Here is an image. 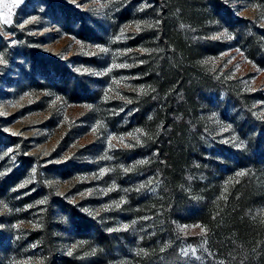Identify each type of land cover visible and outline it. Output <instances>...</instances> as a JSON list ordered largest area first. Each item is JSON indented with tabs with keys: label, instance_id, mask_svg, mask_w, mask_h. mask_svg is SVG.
<instances>
[{
	"label": "rangeland",
	"instance_id": "374dc122",
	"mask_svg": "<svg viewBox=\"0 0 264 264\" xmlns=\"http://www.w3.org/2000/svg\"><path fill=\"white\" fill-rule=\"evenodd\" d=\"M203 2L207 10L202 31L217 53L204 57L201 65L218 80L250 95L253 117L264 120V69L240 47L224 11H215L208 0ZM219 3L233 18L243 20L242 25L264 27V1ZM160 8L158 0H0V264H38L40 260L37 242L29 239L41 225L39 179L54 195L100 222L129 252L118 250V257H102L89 238L77 235L69 219L56 213L54 235L62 257L73 264H136L137 257L147 253L143 247L146 217L138 216L130 201L153 181V176L131 177L137 168L147 169L150 157L127 160L124 151L142 143L146 135L129 119L135 98L149 91L138 67L156 46L148 47L142 37L148 38L156 29ZM8 11L11 23H4ZM139 34L143 35L135 44ZM30 54L48 64L60 62L71 73L43 77L29 60ZM78 83L81 93L71 96L70 88ZM227 113L222 115L219 104H202L198 121L216 142L248 157V143L238 131L241 112L228 108ZM109 136L116 137L112 147ZM21 152L33 155L35 162L22 165ZM210 171L220 208L227 189L248 176V170L220 177L216 170ZM253 174L257 172L249 175ZM26 180L29 183L19 187ZM255 180L262 197L245 215L264 222V177L257 174ZM201 229L198 224H178V251L226 264L211 253L209 234Z\"/></svg>",
	"mask_w": 264,
	"mask_h": 264
},
{
	"label": "trees",
	"instance_id": "16d2710c",
	"mask_svg": "<svg viewBox=\"0 0 264 264\" xmlns=\"http://www.w3.org/2000/svg\"><path fill=\"white\" fill-rule=\"evenodd\" d=\"M158 1L161 8L156 29L148 38L139 34L134 41L138 44L142 37L148 47L156 45L151 47L153 52L146 63L138 67L149 91L135 98L129 119V123L144 128L146 135L142 143L124 151L127 160L150 157L144 172L142 167L131 173L133 180L153 176L152 183L130 201L137 215L146 217L148 229L143 244L147 253L138 256L136 264H213L210 258H190L178 251L175 240L178 224H198L203 228L209 234L211 253L226 264H264V222L245 215L262 197L255 179L257 174L264 177V120L253 117L250 95L218 80L201 65L204 57L217 53L214 43L206 40L202 31L207 10L203 0ZM208 1L215 11H224L240 47L251 62L264 69V27L255 23L246 27L219 0ZM28 57L43 77L53 79L71 73L60 62L48 64L38 56ZM80 86L81 83L73 84L70 95L77 97L82 91ZM202 104L221 105L224 117L228 108L241 112L238 131L248 143V157L211 138L198 121ZM18 160L22 165L35 162L33 155L22 152ZM210 169L216 170L218 177L248 170V176L227 189L221 209L217 208L218 189L211 183ZM251 172L257 174L250 176ZM38 183L45 203L40 205V228L29 236L40 251L38 264H73L57 248L56 213L66 216L74 232L89 238L102 257H118V250L129 253L127 245L117 242L100 222L54 195L40 179Z\"/></svg>",
	"mask_w": 264,
	"mask_h": 264
},
{
	"label": "snow or ice",
	"instance_id": "6c2138e0",
	"mask_svg": "<svg viewBox=\"0 0 264 264\" xmlns=\"http://www.w3.org/2000/svg\"><path fill=\"white\" fill-rule=\"evenodd\" d=\"M13 6H15V5H13ZM10 17H11V11H8V12L5 14V18H4L3 22H4V23H11V19H10ZM139 30H140V28H139V26H137V31H139ZM224 35H227V34L225 33ZM229 38H231V37H229ZM97 47L99 48V46H97ZM99 50H100V51H107V49H103V48H99ZM118 67H125V65H118ZM110 70H111V69H109V71H110ZM140 91L143 92L144 89L141 88ZM129 102H130V101H129ZM136 132H141V130H140V129H137ZM14 134H15V133H14ZM128 135H129V137L135 139L137 143H140V142H141L138 136H134L132 133H129ZM115 138H116V137H113V136H109V137H108V139H109V146H110V147H112V145H111V143H110L111 140H112V139H115ZM119 139H120V142H121V143H124V140H123L122 137L119 138ZM125 146H126V147H131L130 144H126ZM9 151H11V149H9ZM105 158H110V157H105ZM141 163H143V161H141ZM129 170H131V169H128V168L125 169V171H129ZM35 171H36V169L34 168V169H33V173H35ZM105 171H107V169L101 170L100 175H103ZM0 175H2V174H0ZM239 175H243V173H239ZM33 179H34V176H33ZM27 183H29V181L26 180L23 184L19 185V187H25V186L27 185ZM142 187H143V186H142ZM38 203L42 204V203H45V201L41 200V201H38ZM116 206L119 207L118 204H117ZM201 231H203V229H201Z\"/></svg>",
	"mask_w": 264,
	"mask_h": 264
}]
</instances>
